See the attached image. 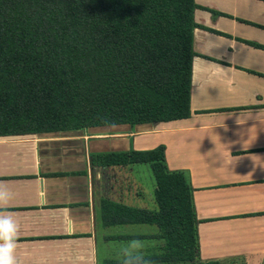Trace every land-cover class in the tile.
Here are the masks:
<instances>
[{
  "label": "crops",
  "instance_id": "obj_1",
  "mask_svg": "<svg viewBox=\"0 0 264 264\" xmlns=\"http://www.w3.org/2000/svg\"><path fill=\"white\" fill-rule=\"evenodd\" d=\"M190 115L153 124L0 136V182L14 194L18 264L154 261V225L103 227L108 199L156 210L148 164L92 168L89 155L165 147L193 189L198 257L264 264V0H194ZM111 244L115 245L111 250Z\"/></svg>",
  "mask_w": 264,
  "mask_h": 264
},
{
  "label": "trees",
  "instance_id": "obj_2",
  "mask_svg": "<svg viewBox=\"0 0 264 264\" xmlns=\"http://www.w3.org/2000/svg\"><path fill=\"white\" fill-rule=\"evenodd\" d=\"M196 8L194 0H0V136L189 117ZM88 163L148 164L156 183V210L102 199L103 227L156 226L158 263L221 264L199 260L193 189L167 168L163 145L91 153Z\"/></svg>",
  "mask_w": 264,
  "mask_h": 264
},
{
  "label": "clouds",
  "instance_id": "obj_3",
  "mask_svg": "<svg viewBox=\"0 0 264 264\" xmlns=\"http://www.w3.org/2000/svg\"><path fill=\"white\" fill-rule=\"evenodd\" d=\"M13 196V192L0 182V264H18L15 253L19 226L8 210Z\"/></svg>",
  "mask_w": 264,
  "mask_h": 264
},
{
  "label": "rangeland",
  "instance_id": "obj_4",
  "mask_svg": "<svg viewBox=\"0 0 264 264\" xmlns=\"http://www.w3.org/2000/svg\"><path fill=\"white\" fill-rule=\"evenodd\" d=\"M114 247H115V245L111 244V250H113Z\"/></svg>",
  "mask_w": 264,
  "mask_h": 264
}]
</instances>
